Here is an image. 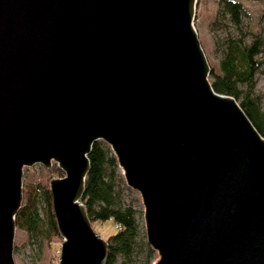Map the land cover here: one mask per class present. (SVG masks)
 <instances>
[{
	"label": "water",
	"instance_id": "95a60500",
	"mask_svg": "<svg viewBox=\"0 0 264 264\" xmlns=\"http://www.w3.org/2000/svg\"><path fill=\"white\" fill-rule=\"evenodd\" d=\"M197 0H0V264L23 170L53 164L58 264H106L82 204L96 142L143 207L153 264H264V139L216 94Z\"/></svg>",
	"mask_w": 264,
	"mask_h": 264
},
{
	"label": "trees",
	"instance_id": "16d2710c",
	"mask_svg": "<svg viewBox=\"0 0 264 264\" xmlns=\"http://www.w3.org/2000/svg\"><path fill=\"white\" fill-rule=\"evenodd\" d=\"M222 14L236 28L240 27L245 15L243 5L237 0H218ZM264 56V39L255 37L246 45L241 39L228 38L226 48L218 67L210 64V81L216 94L232 97L264 139V113L258 100L253 97L255 77L259 72L257 58ZM90 169L85 181L82 204L87 210L93 227L94 223L112 221L116 233L106 241L108 257L106 264H118L120 258L129 260L135 253L141 234L142 212L131 205H125L119 189L121 175L115 157L103 142H96L88 156ZM49 175L63 178V174L53 166ZM45 206V218L39 209L38 189L23 187V204L15 218L16 230L24 232L30 239L58 238L56 219L52 208V198L45 189L41 196ZM148 253V264H152L156 254L144 244Z\"/></svg>",
	"mask_w": 264,
	"mask_h": 264
},
{
	"label": "rangeland",
	"instance_id": "374dc122",
	"mask_svg": "<svg viewBox=\"0 0 264 264\" xmlns=\"http://www.w3.org/2000/svg\"><path fill=\"white\" fill-rule=\"evenodd\" d=\"M237 1L245 9V15L238 28L234 27L226 16L224 17L218 0H197L196 2L194 28L207 61L214 68L218 67L222 59L228 38L241 39L246 45L250 44L257 36L264 39V0ZM257 62L259 63V72L255 77L253 97L258 100L259 107L264 113V56H259ZM48 171L50 170L44 169L41 165H34L31 168H25L22 177L23 187L31 185L38 189L39 209L43 219L45 218V206L41 196L45 189L49 191V182L58 179L54 175H49ZM119 174L122 178L118 187L124 204L131 205L137 212H142V216L140 218L139 215L141 234L135 253L129 260L120 258L118 264H148V253L144 247V244L147 245V243L141 199L137 192L126 186L120 170ZM116 228L112 221L97 222L93 225L95 233L105 241L116 233ZM61 242L60 237L49 240L30 239L24 232L16 230L14 262L15 264H58Z\"/></svg>",
	"mask_w": 264,
	"mask_h": 264
}]
</instances>
